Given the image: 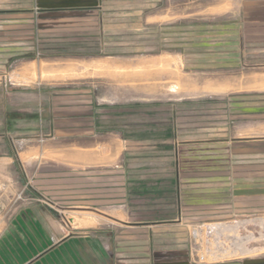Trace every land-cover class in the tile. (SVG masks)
<instances>
[{"label":"rangeland","instance_id":"374dc122","mask_svg":"<svg viewBox=\"0 0 264 264\" xmlns=\"http://www.w3.org/2000/svg\"><path fill=\"white\" fill-rule=\"evenodd\" d=\"M85 1V9L53 11L75 1L31 0V63L4 68L14 101L3 112L10 139L19 137V119L33 120L34 93L48 92L37 112L49 130L34 138L41 144L49 136L120 137L126 174H135L136 188L149 189L136 192L135 207L170 212L154 223L155 235H186L181 253L159 257L162 263L264 264V208L220 202L194 218L184 211L175 178L154 173L173 169L181 152L201 156L203 166L227 167L228 142L264 139V114H231L232 107L264 102V0ZM19 95L33 109L18 111ZM256 190H242L244 199L264 205Z\"/></svg>","mask_w":264,"mask_h":264},{"label":"crops","instance_id":"0c3cea01","mask_svg":"<svg viewBox=\"0 0 264 264\" xmlns=\"http://www.w3.org/2000/svg\"><path fill=\"white\" fill-rule=\"evenodd\" d=\"M74 1L64 8L57 3L53 11L88 8L89 1ZM31 5V0H0V264H166L159 257L181 253L186 235H155L154 223L170 212H148L152 207L146 203L135 207L132 200L141 197L136 192L149 189L146 183L136 188L139 183L131 181L135 174H126L120 137L49 136L38 144L35 135L41 129L47 134L50 125L37 112L48 92L38 91L33 120L19 119L15 125L19 137L10 139L3 112L14 101L5 86L10 71L4 68L31 63L26 57L34 53ZM14 99L18 111L20 105L22 113L33 109L20 103L26 101L20 95ZM231 114L263 115L264 102L232 107ZM26 133L32 137H24ZM252 141L227 143L232 159L227 167L218 162L203 166L201 156L181 152L174 158L173 169L158 167L154 173L175 178L184 211L194 218L203 217L204 208L214 209L220 202L236 210L264 208L252 198L244 199L242 191L252 187L264 199V139ZM230 191L237 199L232 205L227 197ZM11 223L18 230H11Z\"/></svg>","mask_w":264,"mask_h":264}]
</instances>
